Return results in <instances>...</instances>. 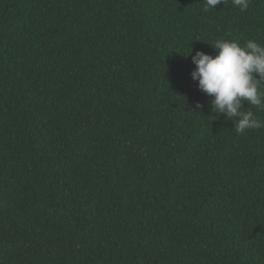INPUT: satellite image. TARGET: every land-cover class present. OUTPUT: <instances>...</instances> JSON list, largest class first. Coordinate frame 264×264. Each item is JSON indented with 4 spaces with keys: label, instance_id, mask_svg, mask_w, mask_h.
I'll list each match as a JSON object with an SVG mask.
<instances>
[{
    "label": "trees",
    "instance_id": "16d2710c",
    "mask_svg": "<svg viewBox=\"0 0 264 264\" xmlns=\"http://www.w3.org/2000/svg\"><path fill=\"white\" fill-rule=\"evenodd\" d=\"M205 7L0 0V264H264V128L191 78L264 0Z\"/></svg>",
    "mask_w": 264,
    "mask_h": 264
},
{
    "label": "clouds",
    "instance_id": "9594fccd",
    "mask_svg": "<svg viewBox=\"0 0 264 264\" xmlns=\"http://www.w3.org/2000/svg\"><path fill=\"white\" fill-rule=\"evenodd\" d=\"M226 2L206 0L204 10L216 9ZM250 3L251 0H232L233 6L242 12ZM209 45L216 54L196 51L191 57L195 64L191 78L198 81V90L210 97L211 111L233 121L237 134L264 128V119L245 110L244 103L264 111V44L253 39L241 44L221 38ZM196 107L203 108L204 105L197 103Z\"/></svg>",
    "mask_w": 264,
    "mask_h": 264
}]
</instances>
